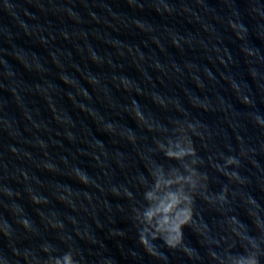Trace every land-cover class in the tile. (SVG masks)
I'll return each instance as SVG.
<instances>
[{
  "label": "clouds",
  "instance_id": "clouds-1",
  "mask_svg": "<svg viewBox=\"0 0 264 264\" xmlns=\"http://www.w3.org/2000/svg\"><path fill=\"white\" fill-rule=\"evenodd\" d=\"M227 162L229 164L235 163L237 165L239 163L235 157L228 158ZM35 202L39 203V201H35ZM149 235L152 237L153 240L156 239L155 235L152 232L144 230L143 233L141 234V237H140V241L142 244L149 243V241L147 239V236H149ZM164 242L169 243V241L167 239H165ZM54 264H73L71 254L65 253L63 256L57 257L54 261Z\"/></svg>",
  "mask_w": 264,
  "mask_h": 264
}]
</instances>
